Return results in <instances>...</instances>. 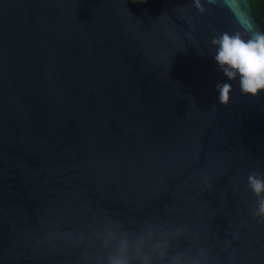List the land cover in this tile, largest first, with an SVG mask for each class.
Returning <instances> with one entry per match:
<instances>
[{
	"label": "water",
	"instance_id": "1",
	"mask_svg": "<svg viewBox=\"0 0 264 264\" xmlns=\"http://www.w3.org/2000/svg\"><path fill=\"white\" fill-rule=\"evenodd\" d=\"M201 4L0 0V264H96L106 225L158 264H264V93L218 102L208 42L239 25Z\"/></svg>",
	"mask_w": 264,
	"mask_h": 264
},
{
	"label": "clouds",
	"instance_id": "2",
	"mask_svg": "<svg viewBox=\"0 0 264 264\" xmlns=\"http://www.w3.org/2000/svg\"><path fill=\"white\" fill-rule=\"evenodd\" d=\"M194 2L197 10L203 13L201 0ZM206 2L211 5L217 0ZM225 4L239 27L212 35L208 45L210 55L226 78V82L216 84L217 100L227 106L233 81L242 95L256 97L264 93V31L248 17L244 0H225ZM246 187L256 198L250 209L252 217L264 221V173L250 172L246 176ZM100 247L103 255L96 264H158L167 252L166 243L158 242L150 228L130 233L110 225H106L101 234ZM170 264H199V261L185 262L176 257Z\"/></svg>",
	"mask_w": 264,
	"mask_h": 264
},
{
	"label": "trees",
	"instance_id": "3",
	"mask_svg": "<svg viewBox=\"0 0 264 264\" xmlns=\"http://www.w3.org/2000/svg\"><path fill=\"white\" fill-rule=\"evenodd\" d=\"M250 5L253 14L260 25L262 31H264V0H246Z\"/></svg>",
	"mask_w": 264,
	"mask_h": 264
}]
</instances>
